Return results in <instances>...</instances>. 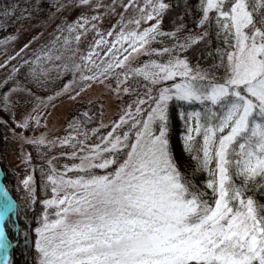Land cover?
Returning <instances> with one entry per match:
<instances>
[{
  "label": "snow or ice",
  "instance_id": "6c2138e0",
  "mask_svg": "<svg viewBox=\"0 0 264 264\" xmlns=\"http://www.w3.org/2000/svg\"><path fill=\"white\" fill-rule=\"evenodd\" d=\"M26 2L0 7V32L20 24L0 38V127L24 171L23 207L0 183V264L18 247L30 264H264V0H49L46 18ZM65 98V135H35Z\"/></svg>",
  "mask_w": 264,
  "mask_h": 264
},
{
  "label": "trees",
  "instance_id": "16d2710c",
  "mask_svg": "<svg viewBox=\"0 0 264 264\" xmlns=\"http://www.w3.org/2000/svg\"><path fill=\"white\" fill-rule=\"evenodd\" d=\"M8 2L18 3L21 8L27 7L26 0H0V7H2L5 3H8ZM173 2H175V0H173ZM43 10L45 13V18H46L47 13L50 11L49 0H44ZM177 11H179V9H177ZM11 23L12 22L9 21V24ZM19 27H20V24L17 23L15 28L9 27L7 32H0V38H3L5 35L16 32V30ZM77 108H80V105H75L73 107V109L71 110L69 114V118L72 116V114ZM180 128H181V124H180L179 119L174 118V131H173V137H172V146L174 149L175 158L179 166L181 167V169H184L186 165L188 166L191 165V161L189 160L187 155L182 150L181 141L179 139ZM4 135H5V130L2 127H0V172L3 173V182H4L5 187L8 189L12 197L17 201V203L21 207H23L24 202L20 198L21 193L16 190L18 187L16 183V180H17L16 175H14V172L8 165V160H7L10 139L8 143L6 144L4 141ZM29 216H31V213H29ZM20 226L21 228L25 227L23 220L20 221ZM32 227L33 228L35 227L34 223L32 224ZM9 236L15 239V235L11 232V230H9ZM25 251H26L25 249L20 248V247L12 250L11 255H12L14 264H30V256H31L30 249L28 250V254H25Z\"/></svg>",
  "mask_w": 264,
  "mask_h": 264
},
{
  "label": "rangeland",
  "instance_id": "374dc122",
  "mask_svg": "<svg viewBox=\"0 0 264 264\" xmlns=\"http://www.w3.org/2000/svg\"><path fill=\"white\" fill-rule=\"evenodd\" d=\"M76 14L77 13H73L72 14L73 17H75ZM18 29L16 31H18ZM33 31H36V30L34 29ZM28 35L29 34L26 33L24 36H22L20 43H23L25 40H27ZM96 94H97L96 92H91L89 97H85V99L87 100L89 98H95ZM45 95H47V93ZM74 106L75 105L73 104V102L67 100L66 98L63 100L58 99L55 103V108L50 110L52 112V115L47 120V125H48L47 128H41L39 131H37L35 133V135L39 136L41 134V132H46L48 134L49 139H52L55 137H62L63 135H65V132H64V128L66 127L65 118H69V114H70V112ZM109 118H118V117H115L114 110H112L108 113V116H106V118H105V123L108 122ZM28 134L32 135V133H28ZM8 137L10 139L9 152H8V156H7L8 165L10 166L12 171L15 173L16 178H17L16 183L18 185V180L23 177L24 171H23V167L20 164L19 155L15 151V149L18 148V145L11 140V134L10 133L8 134ZM29 151H32V150L29 149ZM35 155H36L35 151H33V156L35 157ZM33 163L36 164L37 166H39L45 162H44V160L37 157L33 161ZM37 178H39L38 173H37ZM0 180H2V183L4 185L2 172H0ZM0 195H2V194H0ZM9 195L12 197L10 192H9Z\"/></svg>",
  "mask_w": 264,
  "mask_h": 264
},
{
  "label": "water",
  "instance_id": "95a60500",
  "mask_svg": "<svg viewBox=\"0 0 264 264\" xmlns=\"http://www.w3.org/2000/svg\"><path fill=\"white\" fill-rule=\"evenodd\" d=\"M0 183H2V180H0ZM3 184V183H2Z\"/></svg>",
  "mask_w": 264,
  "mask_h": 264
}]
</instances>
